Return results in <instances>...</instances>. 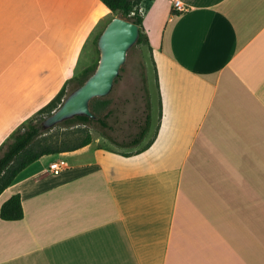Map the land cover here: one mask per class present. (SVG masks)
Listing matches in <instances>:
<instances>
[{"label":"crops","instance_id":"1","mask_svg":"<svg viewBox=\"0 0 264 264\" xmlns=\"http://www.w3.org/2000/svg\"><path fill=\"white\" fill-rule=\"evenodd\" d=\"M180 1L141 4L159 106L145 145L94 137L29 165L0 196L24 211L0 217V264H264V0ZM113 15L0 0V148L89 67Z\"/></svg>","mask_w":264,"mask_h":264},{"label":"trees","instance_id":"2","mask_svg":"<svg viewBox=\"0 0 264 264\" xmlns=\"http://www.w3.org/2000/svg\"><path fill=\"white\" fill-rule=\"evenodd\" d=\"M100 1L105 4L113 13H120L123 15V18L139 26L140 36L137 45L145 43L149 47L150 51H153L149 37L143 25L144 18L141 10V4L143 0ZM99 37L100 35L95 40L97 44ZM96 68L97 66L88 67L69 80L58 93V95L47 106L42 108L37 113L36 116H41L40 119H36L35 116L27 125L23 126V128L13 135V141L10 144L0 148V196L7 188L17 181L19 175L29 165L35 163L42 157L72 152L91 144L93 141V136L88 130L87 126H89L95 120H97L103 128H110L106 122L110 111L105 114L103 118L97 116L98 111L106 110L107 100L101 101L100 107H96L95 99L91 103V108L96 118L76 116L75 118L67 120L58 125L64 127L74 126L77 124L84 125L85 127L78 132L81 134L80 141L72 142L63 140L62 142H58L54 141L50 136L43 137L49 130H43L41 124L46 117L50 116L63 104L67 95L68 86L70 84H75L74 90L80 87L95 72ZM144 84L147 98L145 123L141 127L139 134L130 143H128V146L130 147L140 145L151 129V103L147 87L146 72L144 73ZM149 145L150 144H148L146 147ZM0 217L4 221H19L24 218L22 198L20 194L10 197L2 205Z\"/></svg>","mask_w":264,"mask_h":264},{"label":"rangeland","instance_id":"3","mask_svg":"<svg viewBox=\"0 0 264 264\" xmlns=\"http://www.w3.org/2000/svg\"><path fill=\"white\" fill-rule=\"evenodd\" d=\"M115 17L125 19L120 13H114L113 18ZM104 29L105 27L101 28L99 35ZM90 50L91 44L86 49L85 58L91 56ZM99 60L100 52L98 44L95 42L89 67L98 66ZM145 72L151 103V124L153 121V127L156 125L159 106L157 101V90L154 83L153 53L145 43L136 44L129 51L127 61L122 67L111 93L107 97L97 98L95 101V106L100 107L101 101L107 100L106 110L98 111V117L103 118L104 115L110 111L106 119L110 128H103L97 120L87 126L93 138L97 137V139L100 140V146L102 148L116 151L121 154H130L141 149L145 145L146 138L138 146H128V143L139 134L141 127L145 123L147 103L144 84ZM74 85L75 84H70L68 86L66 97L74 91ZM35 118L40 119L41 116H36ZM84 127L85 126L82 124L67 127L57 125L49 131L46 130L48 132L45 133L43 137L50 136L54 141L58 142H62L63 140L78 142L81 140V134L78 132Z\"/></svg>","mask_w":264,"mask_h":264},{"label":"water","instance_id":"4","mask_svg":"<svg viewBox=\"0 0 264 264\" xmlns=\"http://www.w3.org/2000/svg\"><path fill=\"white\" fill-rule=\"evenodd\" d=\"M139 36V26L119 17L113 18L99 37L100 60L95 72L44 119L42 129H53L76 116L96 118L91 109L92 101L111 93L128 53L137 44Z\"/></svg>","mask_w":264,"mask_h":264},{"label":"built area","instance_id":"5","mask_svg":"<svg viewBox=\"0 0 264 264\" xmlns=\"http://www.w3.org/2000/svg\"><path fill=\"white\" fill-rule=\"evenodd\" d=\"M173 1V10L177 12H185L187 11V7L180 0H172ZM68 167V163L66 160H58L50 165V171L52 173H59L63 169Z\"/></svg>","mask_w":264,"mask_h":264}]
</instances>
